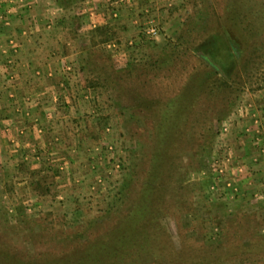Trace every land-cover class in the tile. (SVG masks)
<instances>
[{"label":"rangeland","instance_id":"rangeland-1","mask_svg":"<svg viewBox=\"0 0 264 264\" xmlns=\"http://www.w3.org/2000/svg\"><path fill=\"white\" fill-rule=\"evenodd\" d=\"M0 1L27 9L39 4L40 12L33 16L52 21L60 0ZM79 1L66 2L64 18H78L77 25L97 19L95 12L91 16L81 10ZM94 2L98 9L107 6L101 25L106 28L97 35L107 40L91 49L89 59L94 68H106L101 72L111 87L99 99L104 102L108 135L99 131L95 138L111 141L113 149H120L118 157L110 170L109 162L101 164L108 170L100 178L91 172L94 183L88 187L72 179L60 202L52 201L56 188L51 172L29 169V180L20 184L10 166L7 172L1 170L0 243L30 256L77 252L79 246L102 240L134 201L143 199L145 183L149 181L148 187L153 180L149 185L154 191L148 196L156 211L153 228L162 225L166 237L158 239L162 256L146 254L142 264H207L241 242L252 247L230 253L223 264H264V251L258 246L264 240V185L256 177L252 180L261 171L251 168L242 149L245 120L257 113L256 108L264 110V0ZM152 27L156 34L148 33ZM214 27H229L235 59L223 64L206 92L188 96L193 104L187 109L188 125L178 119L174 128L162 127L157 117L163 113L154 111V100L161 95L157 83L191 84L208 71L210 65L202 63L194 45ZM161 150L174 155L170 167L159 168L154 162ZM158 171L162 176L154 180ZM34 178L43 190L47 187L44 194L36 193L40 187L32 188ZM218 238L223 240L219 250ZM165 239L172 243L166 252Z\"/></svg>","mask_w":264,"mask_h":264},{"label":"crops","instance_id":"crops-1","mask_svg":"<svg viewBox=\"0 0 264 264\" xmlns=\"http://www.w3.org/2000/svg\"><path fill=\"white\" fill-rule=\"evenodd\" d=\"M77 3L97 19L77 25L78 18H64L67 4L61 1L52 21L33 16L40 12L39 4L27 9L0 1V172L10 166L20 184L29 180V169L51 172L56 188L52 201L58 202L71 189L72 179L88 187L94 183L91 172L96 178L105 175L120 151L104 137L102 142L95 138L99 131L108 135L109 125L99 100L104 83L90 84L103 71H92L89 64L95 47L91 31L105 23L107 6L98 9L94 0ZM256 111L245 120L242 149L251 168L261 171L252 180L256 177L264 185L263 106ZM107 162L108 169H102Z\"/></svg>","mask_w":264,"mask_h":264},{"label":"trees","instance_id":"trees-1","mask_svg":"<svg viewBox=\"0 0 264 264\" xmlns=\"http://www.w3.org/2000/svg\"><path fill=\"white\" fill-rule=\"evenodd\" d=\"M60 1L66 5L68 2L74 0H67L68 2L65 0ZM103 28L106 27H97L91 31L92 34L94 33L92 39L93 42L91 41L93 46L97 45L99 41L107 40L106 38L101 40L95 39L97 35L102 34ZM224 31L227 32V35H225ZM229 31V27L211 28V33L207 37L203 38L200 43L194 45V48L198 50V58L207 67L210 65L208 71L199 75L198 79H193L194 83L189 84V81H187L186 85L181 84L174 87H170V85L166 84L163 85L162 83H159L158 85L157 83V86H159L158 93L161 95H158V98L154 97L157 98V100H154V111L159 110V112L163 113V115L157 117V119H159L157 122H159L162 127L174 128L173 126L176 123L175 120L178 119H181L182 122H185L184 125H188L190 121L188 117L191 113V111L187 112L188 107L190 108L188 96L191 95L192 97H195L197 94L206 92L207 87L216 80V78H214L213 81L210 79L215 75H218V73L224 69H221L223 64L225 65L230 63L235 59L234 53L231 49V44L228 42ZM221 54L223 55V59L219 56ZM89 62V64L92 66L94 61L91 62V59H89ZM92 67L93 68H91V70L95 71L94 66ZM102 68H104L103 70H106L105 67ZM103 73L104 72H100L96 76L98 78L92 79L90 84H99L103 82L104 88H111L108 77L106 76L107 74L103 75ZM173 91H177V93ZM168 92L170 94H167ZM156 136L157 131L155 137ZM154 156L156 158L154 162L159 168H162L171 166L170 160L174 155L169 151L161 150ZM35 172L39 173V171H34V173ZM158 172H155L153 178L154 180L159 179L162 176V174ZM39 181V179L34 178L32 181H30V184L34 189L36 186L40 187L39 191H35L36 193L42 195L47 191V187H45V190H43L44 185H42V183ZM148 182H146L143 187V199H140L138 202L135 200L134 204L129 208L127 214L121 220H119L114 227L105 233V236L102 238V240L79 246L76 249L77 252H71V250L69 253L63 254L59 257H53V255H59V253L42 256H30V254H23L21 252L12 250V248L5 245V243H0V264H139L140 262L142 264V258L144 255L147 254L149 257L154 258V254H157L161 251L162 242L161 240H158L159 236L164 234V237H166V232L164 228L161 227L162 225L159 226L161 229H159L157 226L153 228L155 225L154 221H156L154 220L156 211H154L155 207H153V201H151L150 197H148L150 196L149 194L153 193L154 191L152 189L153 184L149 185L153 182V180L148 184L147 187ZM33 185L35 187H33ZM167 238L169 239L168 236ZM42 242L44 244L49 243L48 241ZM217 242L221 244L220 246H222L217 250L223 248V240L218 238ZM248 245L249 244L243 242L238 243L233 248H230V253H241L247 251L252 247H249ZM258 246L262 247L261 250L264 251V240L263 244H258ZM171 247L172 243L165 239V242L162 245L164 252L169 251ZM172 250L173 252H176L177 249L173 246ZM178 251H180V248ZM230 253L221 252L218 258L209 260L207 264H223V261H225L229 255H231ZM160 255L162 256L161 252ZM39 257L43 259V262Z\"/></svg>","mask_w":264,"mask_h":264},{"label":"built area","instance_id":"built-area-1","mask_svg":"<svg viewBox=\"0 0 264 264\" xmlns=\"http://www.w3.org/2000/svg\"><path fill=\"white\" fill-rule=\"evenodd\" d=\"M148 33L156 34L157 30L155 28H149L147 29Z\"/></svg>","mask_w":264,"mask_h":264}]
</instances>
